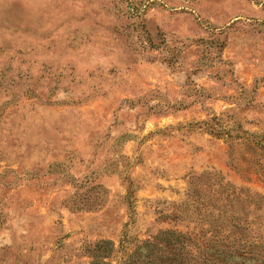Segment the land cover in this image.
<instances>
[{
	"label": "rangeland",
	"instance_id": "1",
	"mask_svg": "<svg viewBox=\"0 0 264 264\" xmlns=\"http://www.w3.org/2000/svg\"><path fill=\"white\" fill-rule=\"evenodd\" d=\"M217 172L264 197V0H0V264H121Z\"/></svg>",
	"mask_w": 264,
	"mask_h": 264
},
{
	"label": "trees",
	"instance_id": "2",
	"mask_svg": "<svg viewBox=\"0 0 264 264\" xmlns=\"http://www.w3.org/2000/svg\"><path fill=\"white\" fill-rule=\"evenodd\" d=\"M209 178L201 183L204 193L190 188L184 212L170 219L185 221L183 229L172 226L141 240L121 264H264V197L219 172ZM108 244H94L90 264H108Z\"/></svg>",
	"mask_w": 264,
	"mask_h": 264
}]
</instances>
